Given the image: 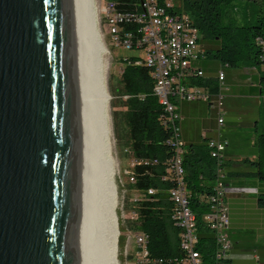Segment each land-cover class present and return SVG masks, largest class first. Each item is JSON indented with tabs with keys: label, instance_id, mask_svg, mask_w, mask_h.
Returning a JSON list of instances; mask_svg holds the SVG:
<instances>
[{
	"label": "water",
	"instance_id": "95a60500",
	"mask_svg": "<svg viewBox=\"0 0 264 264\" xmlns=\"http://www.w3.org/2000/svg\"><path fill=\"white\" fill-rule=\"evenodd\" d=\"M101 0H0V264H125Z\"/></svg>",
	"mask_w": 264,
	"mask_h": 264
},
{
	"label": "trees",
	"instance_id": "16d2710c",
	"mask_svg": "<svg viewBox=\"0 0 264 264\" xmlns=\"http://www.w3.org/2000/svg\"><path fill=\"white\" fill-rule=\"evenodd\" d=\"M110 1L115 2L118 11L133 12L139 8V0ZM177 9L189 14L199 30L206 54L198 60L212 57L223 69H258L260 90L264 93V0H181ZM120 62L123 65L120 74V105L123 107L122 117L129 154L135 161L130 171L134 178L130 187L143 193L149 188H156L154 199L138 201L136 204L137 218L133 220L132 229L147 234L146 248L150 256L158 260L155 264H174L184 254L178 244V228L170 219L171 204L165 193L175 183L170 162L175 152L169 143L172 129L166 112L153 94L150 68L141 62L138 55L120 56ZM193 83L212 91L218 87L214 79L205 77L193 80ZM204 103L214 111L209 103ZM209 138L212 137L206 135L201 143H185L183 153L187 187L194 195L190 204L198 222L201 240L198 249L204 264L213 263L215 250L213 236L203 222L206 206L198 201V194L208 189L205 185L215 175L216 160L211 157L206 145ZM254 144L255 156L249 159V163L254 168L253 174L264 184V121L256 130ZM224 181L227 184L226 178ZM257 204L264 208V191L258 193Z\"/></svg>",
	"mask_w": 264,
	"mask_h": 264
},
{
	"label": "built area",
	"instance_id": "2783aa9c",
	"mask_svg": "<svg viewBox=\"0 0 264 264\" xmlns=\"http://www.w3.org/2000/svg\"><path fill=\"white\" fill-rule=\"evenodd\" d=\"M103 16L109 24L110 35L115 47L126 50H143L141 62L151 70L153 79V94L158 99L167 114L169 126L172 129L170 145L174 155L170 162L174 174V186L165 190L166 198L170 202V219L178 228V244L183 256L176 259L174 264H204L200 250L201 242L198 234L197 217L191 208L194 195L187 187L183 153L185 142L181 135V102L202 101L209 103L217 115V129L224 121V84L225 72L220 68L216 72L217 90L212 91L193 80L205 77L200 67L192 62L204 57L206 48L201 43L199 30L189 14L179 11L171 0H139L137 11H118L115 2L106 0ZM228 144L226 139L209 138L206 145L210 155L216 160L213 180L206 184L205 192L198 194V201L206 206L203 214L205 227L213 236L215 250L212 264H231L232 242L228 233L229 206L228 185L225 184L226 175L223 171V153ZM135 161H133L134 163ZM156 162V160H154ZM129 181L134 178L129 175ZM202 186V187H205ZM156 188H149L133 202L132 214L137 218L136 204L138 201L154 199ZM197 196V195H195ZM138 245L137 264H155L158 260L146 248L147 234L136 231ZM256 263L261 264L255 257ZM160 261V260H159Z\"/></svg>",
	"mask_w": 264,
	"mask_h": 264
},
{
	"label": "crops",
	"instance_id": "0c3cea01",
	"mask_svg": "<svg viewBox=\"0 0 264 264\" xmlns=\"http://www.w3.org/2000/svg\"><path fill=\"white\" fill-rule=\"evenodd\" d=\"M207 58V57H206ZM199 59L205 78L214 79L221 68L217 61ZM224 121L217 129L214 111L204 102H181V135L184 142L201 143L205 136L226 139L223 169L228 184V233L232 242L231 264H264V208L257 204L264 184L253 174L249 163L255 156L256 130L264 121V93L260 90V70L253 67L224 68ZM207 106V107H206ZM205 135V136H204Z\"/></svg>",
	"mask_w": 264,
	"mask_h": 264
},
{
	"label": "rangeland",
	"instance_id": "374dc122",
	"mask_svg": "<svg viewBox=\"0 0 264 264\" xmlns=\"http://www.w3.org/2000/svg\"><path fill=\"white\" fill-rule=\"evenodd\" d=\"M106 0L100 1V23L101 28L104 34V41L106 43L107 48L109 49L113 59L110 62V89L112 97V118H113V127H114V143L115 150L117 155V167H118V177L124 188L122 194V212H123V223L125 225L127 236L125 239V264H137L138 263V245L137 239L135 236L133 226V214H132V206L134 200L139 196V192L136 190H132L130 187L129 175L131 171V167L133 165V160L130 156V150L127 146V134L125 123L122 117L123 107L121 104V93H122V85L120 82V74L122 69V64L120 62V56H130V55H138L139 57H144L143 50H126L123 48H117L114 46L112 42V38L110 35L109 24L105 20L103 16V7ZM171 2L176 6L181 5V0H171ZM206 60H210L215 62V59L212 57L206 58ZM218 65L219 62H217ZM257 239L264 238L262 235L256 234ZM255 259V258H254Z\"/></svg>",
	"mask_w": 264,
	"mask_h": 264
}]
</instances>
